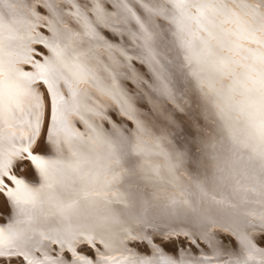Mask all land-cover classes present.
I'll list each match as a JSON object with an SVG mask.
<instances>
[{"label":"snow or ice","instance_id":"6c2138e0","mask_svg":"<svg viewBox=\"0 0 264 264\" xmlns=\"http://www.w3.org/2000/svg\"><path fill=\"white\" fill-rule=\"evenodd\" d=\"M0 264H264V0H0Z\"/></svg>","mask_w":264,"mask_h":264}]
</instances>
